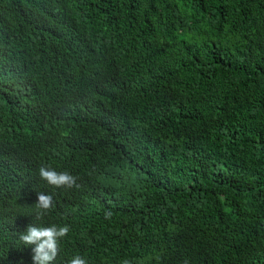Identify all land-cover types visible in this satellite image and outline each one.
Wrapping results in <instances>:
<instances>
[{
    "label": "trees",
    "instance_id": "trees-1",
    "mask_svg": "<svg viewBox=\"0 0 264 264\" xmlns=\"http://www.w3.org/2000/svg\"><path fill=\"white\" fill-rule=\"evenodd\" d=\"M19 73L75 139L0 120V264L62 223L52 264H264V0H0V82Z\"/></svg>",
    "mask_w": 264,
    "mask_h": 264
},
{
    "label": "clouds",
    "instance_id": "clouds-1",
    "mask_svg": "<svg viewBox=\"0 0 264 264\" xmlns=\"http://www.w3.org/2000/svg\"><path fill=\"white\" fill-rule=\"evenodd\" d=\"M45 10L64 11L75 6L84 0H43ZM75 61L84 67H100L101 64L83 60L73 55ZM32 82L28 75L18 74L13 78H7L0 82V120L10 132L22 131L25 135L29 131L44 133V128L49 122L63 128L60 132L62 139H69L74 142L75 135L70 124L58 115H43L42 106L39 99L33 95ZM29 124V126L27 125ZM40 178L47 181L49 185L60 187H79L77 177L67 171L57 172L48 166H40ZM38 199L35 202V220H40L55 205L53 196L37 192ZM106 218L111 217V212L105 213ZM55 224L51 226H38L31 224L24 233L20 234L19 239L26 245H34L32 248V259L34 264H52L59 252V240L69 233V226ZM67 264H87L84 257L79 254L71 257ZM123 264H131L127 259Z\"/></svg>",
    "mask_w": 264,
    "mask_h": 264
}]
</instances>
